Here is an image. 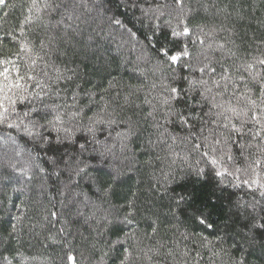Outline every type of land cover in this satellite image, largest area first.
<instances>
[{
    "label": "trees",
    "instance_id": "1",
    "mask_svg": "<svg viewBox=\"0 0 264 264\" xmlns=\"http://www.w3.org/2000/svg\"><path fill=\"white\" fill-rule=\"evenodd\" d=\"M0 59L53 121L0 123V264H264V131L214 107L264 108V0H5Z\"/></svg>",
    "mask_w": 264,
    "mask_h": 264
},
{
    "label": "snow or ice",
    "instance_id": "2",
    "mask_svg": "<svg viewBox=\"0 0 264 264\" xmlns=\"http://www.w3.org/2000/svg\"><path fill=\"white\" fill-rule=\"evenodd\" d=\"M35 3V0H34ZM5 0H0V5H4ZM48 5H45L47 7ZM185 34H187L188 29L185 28L184 30ZM21 50H24V47L22 46ZM171 59L173 61L177 60L176 56H172ZM261 65H264V60L259 61ZM7 65H12L11 68H9ZM0 67H2V70H0V123L6 122L10 116L13 114H16L17 119L19 120V124H15V126L19 127L20 125L24 124L25 119L28 118V123L32 126V128L38 129L43 127L41 124V121H44L45 123L52 124L53 121L48 120V112H41L39 109L32 107L28 111L23 112L22 116L18 113H16V104L17 100H19L21 103H23L26 100V96L24 93L28 92L29 88V81H33L35 79V76L31 71H27L25 73H21L20 66L18 64L13 63L11 60H4L0 59ZM32 67H35V61H32ZM254 66L249 65L248 69H252ZM201 72H204V68L200 69ZM214 71V69L212 70ZM222 79L227 80L228 77H222ZM241 81H243V77L240 78ZM201 84H207V81H200ZM216 87L220 86L219 81L215 82ZM245 89L247 90V84L244 85ZM37 87H39V84H37ZM208 92H211L212 89L208 88L206 89ZM227 88L225 87V91ZM171 92L173 94L172 99H178L180 97V93L177 88L173 87L171 89ZM203 95V93H202ZM222 95V93L220 94ZM244 96V94H241ZM261 96L264 97V85L261 87ZM248 101V104L251 105V116L249 118V109L242 108L238 104L233 105L231 101H225L220 104H214V107L220 108L222 111L219 113L220 116H223L224 120L227 121V123L224 124V127H228L229 124H231V130L235 132H242L243 125L245 123H248L249 120L251 122H255V124L260 126V130H258L255 133V136H260L261 131H264V108H260L259 111H257V104L256 101L251 100L249 97H245ZM213 100H215V97H213ZM35 114L36 119H31L32 115ZM230 114V115H229ZM233 118L241 121V127H236L234 123H232ZM183 120L184 118L181 117ZM55 121L59 122L60 117L57 115L55 117ZM9 127H13L14 123H9ZM219 143V141H217ZM80 148H84V145L81 144ZM207 155V153H205ZM230 158V157H229ZM211 164L215 165L217 161L215 159H212L210 161ZM257 164H259V161H257ZM217 175H221V173H217ZM200 223H205L204 219L200 220ZM211 227V225H209Z\"/></svg>",
    "mask_w": 264,
    "mask_h": 264
},
{
    "label": "rangeland",
    "instance_id": "3",
    "mask_svg": "<svg viewBox=\"0 0 264 264\" xmlns=\"http://www.w3.org/2000/svg\"><path fill=\"white\" fill-rule=\"evenodd\" d=\"M26 119H27V118H26ZM26 119H25L24 124H22V125L19 126L20 128H21V127H24V125H27V124H28V121H27ZM15 124H19V120L15 121ZM15 124H14V125H15ZM29 127H30V126L26 127V128H27L26 130H28L27 133L30 134L31 131L29 130V129H30ZM31 129H33V131H32L33 133H37V131H38V129H35V128H32V127H31ZM9 142H11V141H9ZM6 144H8V141L6 142ZM4 145H5V144H4Z\"/></svg>",
    "mask_w": 264,
    "mask_h": 264
}]
</instances>
